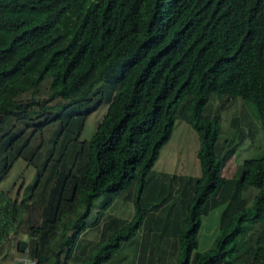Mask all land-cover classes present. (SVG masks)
<instances>
[{
  "label": "trees",
  "instance_id": "obj_1",
  "mask_svg": "<svg viewBox=\"0 0 264 264\" xmlns=\"http://www.w3.org/2000/svg\"><path fill=\"white\" fill-rule=\"evenodd\" d=\"M212 95L252 103L264 136V0H0V186L27 160L36 134L57 125L51 157L37 174L41 182L54 163L56 181L42 221L28 217L37 264H62L63 255L73 253L70 229L81 234L104 195L127 191L135 213L112 243H102L81 264L107 261L153 218L152 201L164 189L148 186V176L181 110L198 138L201 174L181 177L179 204L163 199L162 209L180 213L161 233L148 231L139 264L150 242L157 236L169 241L170 234L179 243L176 264H264V237L255 249L245 248L251 225L264 228V155L244 160L231 178L222 175L233 140L221 143L220 115L206 113ZM101 108L94 133L80 142ZM65 143L67 153L87 150L83 172H74L75 162L65 169L58 151ZM7 194L0 187V253L23 214L38 206L33 198L18 203ZM219 206L217 238L201 251L203 217ZM67 213L77 217L71 224L64 223ZM28 248L27 241L18 245L21 254Z\"/></svg>",
  "mask_w": 264,
  "mask_h": 264
},
{
  "label": "rangeland",
  "instance_id": "obj_2",
  "mask_svg": "<svg viewBox=\"0 0 264 264\" xmlns=\"http://www.w3.org/2000/svg\"><path fill=\"white\" fill-rule=\"evenodd\" d=\"M207 106L206 113L214 116L218 112L220 115L222 128L221 143L233 140L231 147L234 153L228 158L222 169V175L231 178L236 174L244 160L264 155V136L260 118L255 106L252 103L245 102L241 98H228L226 96L218 98L212 95ZM103 110H105V107ZM101 111L102 108L89 118L83 133L80 135V142L89 140L94 133L96 126L103 117L104 111ZM186 114L187 112L184 110H181L179 113L175 134L171 141L163 148L160 159L148 176V186L159 183V191L161 192L162 186L164 189V193L156 194V198L152 201L153 206H155L153 208V218L149 217L148 223L138 230L131 239L123 241L120 247L113 252V256L102 264H139L142 244L144 243V239H146L148 231L152 230L153 232L161 233L162 225L171 223L172 219L180 213V210H177L178 207L175 210L169 207L166 209L162 208L167 203L169 205L174 203L176 205L179 204L178 201L181 194L177 193V188L182 185L181 177H197L201 174V167L197 158L199 142L197 135L192 131L191 126L187 122ZM24 126L26 124L23 123L19 128H23ZM32 130V126L27 127V134H30ZM56 130L57 125H52L46 128L43 134L41 132L37 133L32 141L31 148L25 152L24 156L25 158L27 157V160L24 158L20 159L10 175L1 183L0 187L5 193H8L7 195H9L12 201H17L18 203L25 201L29 203L33 198L38 203V206H35L30 212L24 213L23 218L17 223L11 238L3 245L2 252L0 253V264H32L36 261L33 254L35 244L32 241L30 242L27 233L28 217L32 219V222L40 223L42 221L40 213L47 199H49L50 189L56 181V174L59 170H55L54 175L50 173V169H52L54 163L44 173L41 182L37 176L38 172L45 170L46 164L51 157L53 142L56 140ZM41 145L42 147L37 158L33 164H30L29 159L32 151ZM76 147V150L67 153L66 149L70 148V146L68 143H65L61 148H58V151L61 155L63 154L61 161L62 163L65 161V169L69 171L67 167L71 168L75 162L74 172L79 174L85 169L88 156L87 150L80 153V147ZM55 161H57V156L55 157ZM174 176L176 180H174ZM163 184L166 186V191ZM254 193L255 191L251 189L248 193L250 199ZM127 194L128 192L123 190L117 194L104 195L94 201L82 233L76 232V228L70 229L69 237H72L74 234V242L71 245V247L74 246L73 253L70 256L64 254L62 264H81L102 243H112L119 230L118 228L123 226V222L130 221L135 213L133 201L126 199ZM164 198L167 199L166 204L163 202ZM223 209L224 206H219L211 211L208 216L203 217L198 236L199 250L206 251L213 247L219 232V221ZM99 213L101 218L98 225L95 223V220ZM67 216L64 219V223L66 224H71L77 218L71 213H67ZM63 227L61 226L59 229V237L62 236ZM259 237H264V228L258 223L251 225L245 237L248 240L247 247L245 248L255 249V245H257L255 243ZM23 241L29 243L26 255L18 251V245ZM148 249L149 251L147 253L145 251L143 254L141 264H176L180 252L178 239L177 237H172L171 234L169 235V241L165 237L157 236V241L150 242ZM244 253L245 251L241 255L242 261L246 257L243 255Z\"/></svg>",
  "mask_w": 264,
  "mask_h": 264
},
{
  "label": "built area",
  "instance_id": "obj_3",
  "mask_svg": "<svg viewBox=\"0 0 264 264\" xmlns=\"http://www.w3.org/2000/svg\"><path fill=\"white\" fill-rule=\"evenodd\" d=\"M32 264H37L36 262H33Z\"/></svg>",
  "mask_w": 264,
  "mask_h": 264
},
{
  "label": "clouds",
  "instance_id": "obj_4",
  "mask_svg": "<svg viewBox=\"0 0 264 264\" xmlns=\"http://www.w3.org/2000/svg\"><path fill=\"white\" fill-rule=\"evenodd\" d=\"M36 262V261H35ZM37 263V262H36Z\"/></svg>",
  "mask_w": 264,
  "mask_h": 264
},
{
  "label": "crops",
  "instance_id": "obj_5",
  "mask_svg": "<svg viewBox=\"0 0 264 264\" xmlns=\"http://www.w3.org/2000/svg\"><path fill=\"white\" fill-rule=\"evenodd\" d=\"M208 216V215H207Z\"/></svg>",
  "mask_w": 264,
  "mask_h": 264
}]
</instances>
